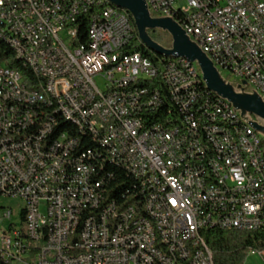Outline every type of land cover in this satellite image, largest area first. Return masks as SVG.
Listing matches in <instances>:
<instances>
[{
    "label": "built area",
    "instance_id": "built-area-1",
    "mask_svg": "<svg viewBox=\"0 0 264 264\" xmlns=\"http://www.w3.org/2000/svg\"><path fill=\"white\" fill-rule=\"evenodd\" d=\"M146 4L152 17L182 8L177 17L204 41L201 50H214L225 62L221 77L237 91L244 80L245 92L264 99V0ZM129 27L104 0H0V30L10 31L16 44L28 37L29 51L58 83L62 108L104 138L113 155L133 162L139 179V190L121 199L129 179L120 175V185L111 187L114 174L96 160V150L86 153L85 143L67 130L51 137L62 121L44 106L37 84L27 78L28 85L6 58L0 63V196L24 205L19 211L0 207V260L152 264L149 251H157L166 264L155 243L125 232V225L146 224L136 213L139 198L161 212V226L183 263L214 264L208 229L264 226V136L249 120L264 122L252 115L245 120L229 101L219 102L196 62L177 70V63H186L183 57L155 61L126 50ZM30 86L36 87L33 95H26ZM37 109L55 118V125L35 119ZM234 132H241L242 142H235ZM247 167H255V174H247ZM110 216H118V223H110ZM40 225H57V232H40ZM86 243H97V250L87 251Z\"/></svg>",
    "mask_w": 264,
    "mask_h": 264
},
{
    "label": "bare ground",
    "instance_id": "bare-ground-1",
    "mask_svg": "<svg viewBox=\"0 0 264 264\" xmlns=\"http://www.w3.org/2000/svg\"><path fill=\"white\" fill-rule=\"evenodd\" d=\"M104 1H107L108 9L119 11V13L124 14L126 20H129L122 9L115 7L109 0ZM177 15H182V8H172V15L168 12L158 13L157 17L172 18L180 25L185 33L191 37V40L200 49H204V41L200 40L199 36H191V30H189V27H186V24L182 23L181 19H178ZM129 24L132 26L130 21ZM132 31L133 28L129 27L130 38L133 36ZM0 34L7 37L14 48L16 58L24 61V63L32 67L36 75L43 79V82H41L40 85H37L38 94H40L41 99L44 100V105L49 106L51 111L53 110L51 114L55 116L56 120H60L62 122H60L59 125H55V118H51V116H44V110H41L40 112L35 111V119H42V125H55L51 130V137H59V135L63 134V132L67 130L70 131V135H74L75 138L80 139V134L84 133L97 144L95 147L102 150L101 153H103L104 159H108L116 164H121L126 172L134 178L133 162H127V160H122V158L113 155L112 151H109V147L106 145L104 138L95 135V133L90 130V127L84 124V121L80 119L79 115L73 114L71 109L62 108V101L60 99V94H58V83L51 81L50 70L47 69V65H43V59H36L35 54L29 51L28 37H19V42L16 44L14 43L13 37L10 35V31L1 30ZM205 54L212 61L218 72H225V62L215 56L214 50H205ZM161 57L162 59L168 60V62H179V57ZM183 61L186 63H177V70H186V64H193V62L184 57ZM4 62H6V60L0 61V63ZM230 78H237V71H230ZM32 82H34V80H30L31 84ZM26 95H33L32 87H26ZM217 99H219V102H226V99L219 95H217ZM70 126L72 128L71 130H69ZM234 139L235 142H242L241 132H234ZM86 153L95 152L91 149H86ZM247 174H255V167H247ZM133 190H139L138 178H134ZM130 196L131 192L123 198L128 199ZM136 213L137 216L140 217V220L146 222V224L125 225V232L127 234H135L137 232L141 235V242H149L150 240V243H155V247H159V250L165 254L166 264H175V262L176 264H189L183 263V260H178L179 251L176 250L175 242L172 241L171 238H167V231H165L164 227L161 226L160 211L151 209L149 205L146 204V198H139L136 204ZM110 223H118V216H110ZM40 232H57V225H40ZM86 250L96 251L97 243H86ZM5 260L8 262V259ZM149 261H151L152 264H160V257H158L157 251H149Z\"/></svg>",
    "mask_w": 264,
    "mask_h": 264
},
{
    "label": "water",
    "instance_id": "water-1",
    "mask_svg": "<svg viewBox=\"0 0 264 264\" xmlns=\"http://www.w3.org/2000/svg\"><path fill=\"white\" fill-rule=\"evenodd\" d=\"M115 7L128 12L135 25L140 42L158 56L184 57L196 62L202 72L207 89L225 98L239 110L247 120L249 115L264 122V99L256 92H245L244 80L237 85V91L230 82H226L207 55L190 39L180 25L169 17H152L149 14L145 0H109ZM149 30H161L169 34L170 47L155 41ZM252 127L264 136V124L249 120Z\"/></svg>",
    "mask_w": 264,
    "mask_h": 264
},
{
    "label": "trees",
    "instance_id": "trees-1",
    "mask_svg": "<svg viewBox=\"0 0 264 264\" xmlns=\"http://www.w3.org/2000/svg\"><path fill=\"white\" fill-rule=\"evenodd\" d=\"M124 13L129 18V21L133 28L132 40L127 45L126 50L130 52L139 51L155 61L157 59H162L161 56H158L154 52L148 50L140 42L130 14L126 11H124ZM81 18L83 20H86L85 14L81 15ZM84 24L85 23H83L82 30L78 25V38L81 36V34H84ZM148 33L155 41L160 44H164L163 36L166 33H160L157 32V30H149ZM0 48V61H5L6 58L11 57L12 61H9L8 65H14L13 68H16V70L22 73V75L26 78V82H28L29 78L30 80H34L32 84L40 85V83L43 82V79L36 75L32 67L24 63V61L16 58L13 46L11 45L7 37L3 34H0ZM165 61L168 62V60L166 59ZM31 87L36 88L35 86H30V88ZM41 110L44 109H37L38 112H40ZM51 112H53V110ZM71 129L72 128L70 126L69 130ZM80 136V140L85 143L86 149H91L94 152L96 150V160L103 162V169L109 170L114 174L111 175V187H118L120 185V175L121 181H128L129 179V189H121V199H124L123 197L130 193L134 188V178L126 172L121 164H116L115 162H112L108 159H104L103 153H101L102 150L95 147L97 146V144L92 141L90 137H88L84 133H81ZM204 236L206 243L212 252L214 264H242L245 256L250 249L264 251V226L254 231L219 230L216 228H212L206 230L204 232ZM0 264H8V262L5 259H1Z\"/></svg>",
    "mask_w": 264,
    "mask_h": 264
},
{
    "label": "rangeland",
    "instance_id": "rangeland-1",
    "mask_svg": "<svg viewBox=\"0 0 264 264\" xmlns=\"http://www.w3.org/2000/svg\"><path fill=\"white\" fill-rule=\"evenodd\" d=\"M157 32L163 33L161 30H157ZM166 33V32H164ZM164 46H169L171 44V38L168 33L164 34ZM96 82L99 86L103 84V81L100 78H96ZM23 201L21 199H14L9 197L0 196V207H11L17 211H19L23 207ZM44 210V207H41V211ZM242 264H264V253L259 254L258 252L252 253L248 252L244 258Z\"/></svg>",
    "mask_w": 264,
    "mask_h": 264
}]
</instances>
